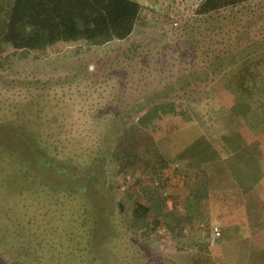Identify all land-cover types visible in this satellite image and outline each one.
<instances>
[{
  "label": "rangeland",
  "instance_id": "rangeland-1",
  "mask_svg": "<svg viewBox=\"0 0 264 264\" xmlns=\"http://www.w3.org/2000/svg\"><path fill=\"white\" fill-rule=\"evenodd\" d=\"M14 1L0 0V39ZM139 2L126 40L41 51L0 41V264H247L240 237L212 236L219 197L237 195L189 205L203 180L187 151L223 135L248 142V132L264 144L263 111L234 105L225 88L241 57L264 52V0L206 16L201 0ZM136 123L152 132L165 169L145 151L129 168L111 158ZM137 202L151 208L141 229Z\"/></svg>",
  "mask_w": 264,
  "mask_h": 264
},
{
  "label": "trees",
  "instance_id": "trees-1",
  "mask_svg": "<svg viewBox=\"0 0 264 264\" xmlns=\"http://www.w3.org/2000/svg\"><path fill=\"white\" fill-rule=\"evenodd\" d=\"M256 1L259 0H201L197 15L206 16ZM141 11L139 0H15L8 11L0 41L16 50L29 51H41L60 42H85L99 47L129 38ZM226 77L230 81L225 86L226 92L233 98L234 105L249 104L254 111V104H258L264 114V52L241 57ZM252 110L249 108L245 120ZM18 131L22 134L26 129ZM30 133L33 143L32 131ZM189 148L193 150H188L190 154L187 155L193 154L192 158L201 161L203 183L199 196L205 197L209 191L235 193L243 201L250 229L256 233L263 217L264 144L247 142L240 135L234 139L223 135L218 139L209 138L207 142L198 140L195 147ZM143 151L153 168L168 166L152 132L137 123L129 124L119 135L116 152L111 158L129 168ZM33 155L45 162L40 152ZM51 165L62 172L67 171V166L61 163L51 162ZM150 213L149 206L139 202L134 204L131 217L136 229L144 228ZM242 243L239 245L247 246L248 253L244 255L247 264H264V238L256 237L255 241L243 240Z\"/></svg>",
  "mask_w": 264,
  "mask_h": 264
},
{
  "label": "crops",
  "instance_id": "crops-1",
  "mask_svg": "<svg viewBox=\"0 0 264 264\" xmlns=\"http://www.w3.org/2000/svg\"><path fill=\"white\" fill-rule=\"evenodd\" d=\"M249 134H251L250 136H246L248 137L249 141L248 142H254V141H260L261 140V136L257 135L255 137L254 134H252L251 132H248ZM191 156L188 158V160H191ZM200 160H191L189 161V166L191 167V165H195V170L198 171V175L194 174V179H196L197 181H202L201 177H200ZM194 168L192 169V171H195ZM263 190H262V194H261V199H262V211H263V217H262V223H261V227L258 229V231L256 233L253 232V230L250 229V224L248 222L247 219V215H246V210L245 207L243 205V201L242 199L237 195L235 196V200L233 201H224V195L222 193V191H209V193L207 194V196L205 197H200L199 196V190H200V186L196 185L195 188H193L192 190L194 191L195 195H197L196 197L198 198L197 201H195L194 203L191 202V204H196L198 202H201V204H205V206H209L211 208V206L215 205V201L214 199H216V197H214L215 193H218L220 195H223L221 197H219L220 201L217 203V206L219 204L220 209H219V214H218V218L217 221L219 223V227L221 229L223 238H230V236L232 235H236V237H240L239 242H237V244H240L243 242L244 239H249V240H253L255 241V238L257 237V239H263L264 238V179H263ZM191 189V188H190ZM196 189V190H195ZM226 195V194H225ZM230 202L235 203V210H233L235 212V216L233 219L227 220L226 217L227 216H221V214H227L228 210H226V205L230 204ZM219 208V207H218ZM208 212V211H207ZM210 214V213H209ZM207 215L204 216L205 219H208ZM228 223H230V226L228 225ZM248 234V235H247ZM213 236V234H212ZM219 239V238H218ZM257 241V240H256ZM243 244V243H242ZM236 250H239V252L243 253H248L247 251V246H240L238 245L236 247Z\"/></svg>",
  "mask_w": 264,
  "mask_h": 264
},
{
  "label": "built area",
  "instance_id": "built-area-1",
  "mask_svg": "<svg viewBox=\"0 0 264 264\" xmlns=\"http://www.w3.org/2000/svg\"><path fill=\"white\" fill-rule=\"evenodd\" d=\"M213 236L216 238H220L221 237V230L218 226H214L213 228Z\"/></svg>",
  "mask_w": 264,
  "mask_h": 264
}]
</instances>
